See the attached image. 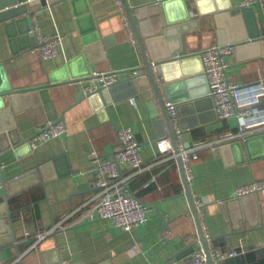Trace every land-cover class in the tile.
I'll list each match as a JSON object with an SVG mask.
<instances>
[{
	"label": "crops",
	"instance_id": "obj_1",
	"mask_svg": "<svg viewBox=\"0 0 264 264\" xmlns=\"http://www.w3.org/2000/svg\"><path fill=\"white\" fill-rule=\"evenodd\" d=\"M10 1L13 0H0L4 4ZM152 1L157 0H127L133 11ZM197 1H174L167 6L170 20L187 19L192 24L181 35L182 54L186 59L177 63L168 76L173 84L169 94L177 97L186 93L190 95L187 100L175 101L180 104L178 113L187 126L183 132L185 145L202 141L216 142V146H221L230 141L226 140L228 134L237 131L236 120L219 118L211 110L207 95L201 93L205 85L198 76L201 63L191 55L218 43L220 28H225L231 35L234 28L240 29L245 22L243 18L236 19L240 14L231 13L241 6V0ZM247 7L253 10L263 34L264 0H255ZM28 8L33 11L28 15L29 22L35 18L43 35H62L58 54L43 60L34 43L29 48H21L22 39L10 41L11 26H7L16 18L0 20V84L9 83L12 89H28L17 95V104L12 110L22 139H31L36 127L48 119L63 121L68 133L40 142L35 147L23 143L0 153L5 162L0 196L4 186L7 190H17L8 198L10 210H15L12 218L16 247L10 234L0 228V257L4 264L181 263L189 258L190 247L197 244L195 239L199 235L176 157L155 158L153 140L159 137L162 129L168 134L157 95H143L139 91L134 95L136 106L131 104L129 97H124L104 110L98 104L99 99L95 103L85 96L77 99L78 92H84L71 75L58 79L50 76L73 72L82 78L113 70L119 72L120 78L123 70L143 63L137 43L128 41L114 0H46L45 5L35 2ZM5 9L1 8L0 12ZM186 11L189 16L183 19ZM133 16L136 17L134 13ZM151 16L145 8L141 18L150 24ZM22 24L13 25L15 34L20 33ZM93 28L94 31L86 33ZM95 36L102 39L101 45L86 44ZM262 48L260 45L248 46L226 55L229 80L245 83L264 79ZM81 53L83 56L79 57ZM71 60V66L55 71ZM85 66L89 74L80 75ZM163 99L165 104L169 100L168 94ZM262 100L264 102V98ZM124 124L132 125L135 130L142 159L148 165L127 180V190L153 208L150 218L139 223L133 231L115 227L108 218H90L93 202L86 204L97 192L95 168L89 162L88 153L94 149L101 156H111L116 149L117 129ZM247 144H243L241 155L233 149H225L224 154L215 153L214 147L208 145L192 162L191 192L206 202L204 232L218 235L234 228L245 230L219 241L228 249L264 242V191L223 205L232 197L236 186L264 177V135L250 139ZM241 156L244 159L236 162ZM122 168L124 173L131 172L126 163ZM154 174L156 181L145 187L144 181ZM15 177L18 179L10 182ZM84 204V208L73 212ZM4 207L5 203L0 200V214ZM64 219L63 228L52 230L30 248L35 232L50 230ZM3 221L8 223L6 219ZM249 226L253 228L246 230ZM26 231L29 235L25 234ZM215 247L220 248V245Z\"/></svg>",
	"mask_w": 264,
	"mask_h": 264
},
{
	"label": "built area",
	"instance_id": "obj_2",
	"mask_svg": "<svg viewBox=\"0 0 264 264\" xmlns=\"http://www.w3.org/2000/svg\"><path fill=\"white\" fill-rule=\"evenodd\" d=\"M254 1L241 0L239 5L248 6ZM114 3L127 31L128 41L133 44L136 39L123 0H114ZM29 28L35 37L34 48L43 60L58 54V44L62 39L60 33L43 35L35 18L32 19ZM234 50L235 43L220 42L213 43L199 53L203 66L202 73L206 76L208 84L207 94L211 97L213 110L219 118L232 117L236 120L237 131L228 134L226 140L245 138L264 132V102L262 100L264 98V79L258 78L256 81L245 83L230 81L226 74L228 61L225 56L232 54ZM118 79L119 72L112 70L99 71L82 78H76V82L79 84L80 90L87 94L96 91L100 87L108 88ZM129 100L133 106H136L135 96H130ZM165 108L168 111L174 130L177 151L173 146L172 139L168 135H164L153 140V146L156 150L155 158L166 160L175 158L178 155L181 163H183L186 181L190 184L194 176L192 162L198 159L200 150L208 145L215 147L218 143L198 141L189 143L186 146L183 140L184 130L180 126L176 111V103L167 100ZM67 129L68 127L63 121L48 119V121L36 127L35 134L29 140V144L31 147H35L38 143L50 138L66 135L68 133ZM115 148L113 154L109 157L101 156L94 149L89 151V162L95 168L94 183L97 186V192L94 197L87 200L86 204L93 202V208L89 212L90 218H108L115 227L122 228L125 231H133L139 223L150 218L153 208L127 190V180L138 171L148 167V165L142 159L140 143L136 138L132 125L124 124L117 129ZM123 163L130 166V173L123 172ZM4 167L5 162L0 158V187L3 183L2 172L5 169ZM155 181L156 175L154 174L150 179L144 181L143 185L147 187ZM262 191H264V177H259V179H253L236 186L233 189L232 197H242V195L250 193L259 194ZM184 193H186L185 189ZM192 198L204 231V206L206 202L195 193H192ZM86 204L73 210V212L84 208ZM65 220L57 223L50 230L35 232L33 235L34 241L30 248H33L39 240L52 230L63 228ZM25 234L29 235V232L26 231ZM206 237L209 243L208 250L211 264H221L227 256H233L237 253L235 249L223 251L210 244V233H206ZM195 242L197 244L193 245L189 258L179 264H208V253L204 250L199 236L196 237ZM0 264H4L1 257Z\"/></svg>",
	"mask_w": 264,
	"mask_h": 264
},
{
	"label": "water",
	"instance_id": "obj_3",
	"mask_svg": "<svg viewBox=\"0 0 264 264\" xmlns=\"http://www.w3.org/2000/svg\"><path fill=\"white\" fill-rule=\"evenodd\" d=\"M25 0H13L10 1V3L4 4L0 2V9L6 8L5 10L0 12V20L6 21L11 20L8 22V27L11 29V37L10 41H18L22 39V47L21 48H29L31 44L35 43V37L32 32H30V22L28 15L32 14V10L28 8V5L34 4L35 2H41L43 5H45L46 0H30L27 3L24 2ZM174 1L184 2V0H157L152 1L146 6H140L136 7L133 11L131 8H129L127 0H123L124 8H126V13L129 19V23L132 26V29L134 31L136 43L140 48L141 56L143 63L139 66H135L133 69H126L123 70V76L120 77L117 82L111 84L108 88H98L96 91L83 94L82 92H78V95L76 96L77 99L83 98V96L88 97L91 99L93 103L97 99H99V106H102L104 110L108 109V105L112 102L117 101L118 99L124 98V97H130L134 96L136 93L140 91L141 94L146 95L147 93H154L157 95V100L162 107L163 112V120L166 124V129H168V134H166V131L162 129V132L159 134L160 136L168 135L170 139H172L173 146L175 150L177 151L176 146V140H175V134L174 130L172 129V125L170 122L168 111H166L164 99L163 97L168 94V101H184L187 100V98L190 97L189 93L182 94L185 96L177 97L173 96V94H169L171 91L170 89L173 87V84H170L168 78L169 74H172L171 72L172 68L175 67V65L179 62L183 63L185 56H183L184 52V46L181 41V35L188 30L192 24H190L189 21H186L189 12L186 11L184 14L185 20H179V22H176V20H170V17L167 12V6ZM198 2L197 0H194ZM145 8L149 10V12L152 14L151 22L150 24L143 20L141 18ZM164 11V14H163ZM133 13L135 14V18L133 16ZM233 15H237L238 20L243 18L244 24H241L240 29H235L236 31L232 30L231 35H228L225 28H220L218 33V43L220 42H226L230 41L235 43V52H238L241 48H247L248 46H262L264 50V33L262 34L260 31V27L258 25V22L256 20V16L253 13V10L248 8L247 6H238L236 9H233L231 12ZM264 13V8H263ZM262 13V22L263 27L262 30L264 32V21H263V14ZM15 23H23L22 26H20V33L17 35L15 34V30L13 29V25ZM95 29H91L89 31H86V33L92 32ZM30 37V38H29ZM30 39V41H29ZM102 39L97 38V36L94 37V39L89 40L86 44H93V45H101ZM87 48V46H86ZM257 51L256 53H258ZM253 53V52H252ZM249 53V55H256ZM83 53L79 55V57H82ZM191 57H194L196 59H199L201 63L200 67V76L205 85L201 91L202 96H205L210 101V107L212 108V100L211 97L207 94L208 91V84L206 76L203 75V66H202V60L200 58L199 53H195L194 55H191ZM72 60L68 61L67 63H64L61 67H59L55 71H61L65 67H69L72 64ZM176 73V72H175ZM89 74L88 67L85 66V69L81 72L80 75H86ZM69 75H71L72 79H76L75 74L73 72H70V74H64V76L59 75L58 77H52V79H58V78H68ZM28 89H12L9 83L6 84H0V153L3 150L13 148L14 146L21 145L23 143H28L30 139H22L20 134L18 133L15 121L12 117V110L13 107L17 104V95L23 91H26ZM193 97V96H192ZM151 101V100H149ZM153 104V101L152 103ZM151 104H149L151 106ZM97 105V104H96ZM180 105V104H179ZM178 104H176V111H178ZM215 113V111L213 110ZM179 116V123L181 128L183 130L186 129V124H183L184 119L182 118L181 114L178 113ZM264 135V132L258 133L256 135L247 136L245 138H235L233 140H230L229 142H224L223 144L215 146L214 152L224 154L225 149H233L234 151L238 152L239 155H241V151L243 148V144L247 146L250 139L258 136ZM242 140V141H241ZM189 144V143H188ZM186 144V146H188ZM113 154V153H112ZM111 154V155H112ZM244 159L242 156L238 159L236 162H241V160ZM177 163H179L180 167V175L181 180L184 182V186L186 189V195L189 198L192 213L195 217L196 227H197V233L200 238V242L204 247V250L208 253V264H211V259L209 256V250L208 246L209 243L207 241L206 233L202 229V225L200 222V217L197 215V211L194 205V200L192 198V192L190 188V184L188 181H186L185 178V171L183 167V163H181L180 157L176 156ZM37 170V168H36ZM18 179V177H15L10 182H15V180ZM10 184V183H8ZM17 191V190H16ZM15 190H7L6 186H4L2 190V195L0 196V200H2L5 203V207L2 209V213L0 214V228H4L5 231H7L12 240L13 245L17 246V238H16V230H15V224L14 220L12 218V213L15 211H11L9 208L8 198L16 193ZM247 195H255L254 193L245 194L242 195V197H231L228 200H225L223 202V205H228V201L230 200H237L242 199L243 197ZM3 219H6L8 221L7 224H4ZM257 225V224H256ZM256 227V226H255ZM257 227H262L257 225ZM252 226H249L246 228V230L252 229ZM243 230H237L236 228L226 230V232H223L218 235H211V243L213 246H219L220 249L223 251L228 250V248H225V244H220V240L223 238H226V236H232L237 232H242ZM191 250L193 248V245H191ZM235 251L237 252L233 256H227L221 264H264V258L261 259V256L264 255V242L257 241L253 243H248L233 247ZM18 252V251H17Z\"/></svg>",
	"mask_w": 264,
	"mask_h": 264
}]
</instances>
